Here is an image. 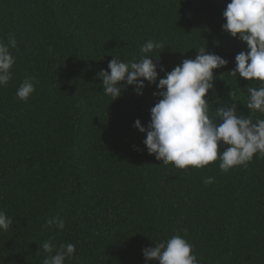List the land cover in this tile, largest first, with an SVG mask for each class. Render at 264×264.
Segmentation results:
<instances>
[{"label": "trees", "instance_id": "trees-1", "mask_svg": "<svg viewBox=\"0 0 264 264\" xmlns=\"http://www.w3.org/2000/svg\"><path fill=\"white\" fill-rule=\"evenodd\" d=\"M228 3L0 0V41L17 40L12 79L0 87V211L13 220L0 230V264H43L46 240L76 245L65 264H159L142 250L174 235L199 264H264V156L226 173L219 157L202 168L164 165L134 127L139 119L147 129L158 89L126 86L112 101L98 76L113 56L138 61L148 40L163 45L151 53L159 77L161 65L171 71L206 47L229 62L213 70L210 113L235 102L264 119L246 107L247 88L261 82L230 72L249 49L222 30ZM30 76L35 92L22 101L16 91ZM53 218L65 228L48 225Z\"/></svg>", "mask_w": 264, "mask_h": 264}, {"label": "clouds", "instance_id": "clouds-1", "mask_svg": "<svg viewBox=\"0 0 264 264\" xmlns=\"http://www.w3.org/2000/svg\"><path fill=\"white\" fill-rule=\"evenodd\" d=\"M223 17L226 23L222 25V30L233 38L239 34L240 40L249 49L235 56L236 67L230 72L233 76L238 74L246 80L261 82L258 88H247L249 96L246 107L251 114L252 110L264 114V0H230ZM162 46L158 41L148 40L140 48L143 55L138 61H125L113 56L108 70L101 69L98 73L103 82V92L110 95L112 101L121 96L126 86H133L137 95H142L143 89L149 85H155L158 89L153 95L160 99L150 110L147 129L139 119L134 123L141 133L146 132L143 144L148 154H154L156 160L164 165L172 163L179 169L188 166L202 168L219 157V168L225 173L251 161L257 153L264 156V119L253 122L251 115L245 116L238 111L235 102L230 106L217 107L215 115L210 113L212 103L205 97L214 87L213 70L226 66L228 60L206 52L205 47L197 50L195 59H184L171 71H166L161 65L159 71L165 75L159 77V56L151 53ZM16 47L14 34L8 37L7 44L0 41V87H6L12 79L10 69L16 60L10 49ZM150 57H155L156 62ZM34 81L35 77L32 76L22 81L16 91L18 99H29L35 92ZM222 145L228 147L220 151ZM213 180L212 177H205L204 183L210 184ZM12 223V218L0 211V230L8 231ZM53 224L59 230L65 228L64 219L48 220V225ZM184 231L186 236L187 229ZM39 248L48 254L43 264H65V260L76 252L75 244H62L57 249L51 240L39 244ZM142 251L146 262L199 264L197 256L193 254V245L180 235Z\"/></svg>", "mask_w": 264, "mask_h": 264}]
</instances>
